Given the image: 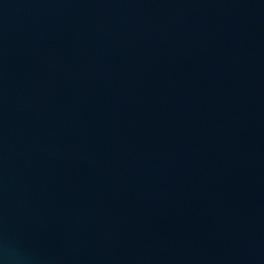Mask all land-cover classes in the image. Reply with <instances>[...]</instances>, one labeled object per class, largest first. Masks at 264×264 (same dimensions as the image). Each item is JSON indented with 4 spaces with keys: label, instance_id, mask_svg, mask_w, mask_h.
Segmentation results:
<instances>
[{
    "label": "water",
    "instance_id": "95a60500",
    "mask_svg": "<svg viewBox=\"0 0 264 264\" xmlns=\"http://www.w3.org/2000/svg\"><path fill=\"white\" fill-rule=\"evenodd\" d=\"M0 264H264V0H0Z\"/></svg>",
    "mask_w": 264,
    "mask_h": 264
}]
</instances>
